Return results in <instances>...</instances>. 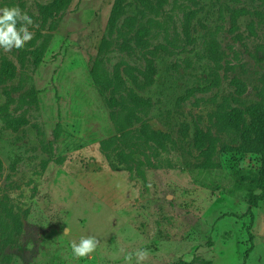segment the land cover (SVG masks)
<instances>
[{"label":"rangeland","instance_id":"obj_1","mask_svg":"<svg viewBox=\"0 0 264 264\" xmlns=\"http://www.w3.org/2000/svg\"><path fill=\"white\" fill-rule=\"evenodd\" d=\"M114 1L0 0L34 21L22 50H0V264H125L139 248L145 264H264V200L248 213L264 0H126L111 28ZM97 58L112 76L119 65L120 89L94 81ZM136 95L151 106L129 133L112 101ZM142 123L167 134L164 149ZM88 235L96 252L73 258Z\"/></svg>","mask_w":264,"mask_h":264},{"label":"trees","instance_id":"obj_2","mask_svg":"<svg viewBox=\"0 0 264 264\" xmlns=\"http://www.w3.org/2000/svg\"><path fill=\"white\" fill-rule=\"evenodd\" d=\"M63 8L67 7L72 0H61ZM125 2L126 0H115L112 8V14L110 17L109 24L111 25V28L116 27L118 19L121 17V15L124 12V7H125ZM190 29L189 26L187 25L186 27V35L189 36ZM110 43L108 39H104L102 42V45L100 47L99 53H102L103 48L105 49V46H107ZM148 63H151L152 60L150 58H146ZM119 65L115 68L113 76L110 75L109 72L106 71V69L103 66L102 59L97 58L94 61V65L92 68V76L93 79L96 83L102 85L103 87L107 88H113L114 90H118L123 86V78L119 72ZM130 101L126 98H114L112 101V107L115 109L117 106L122 105L123 109L120 110L119 112L115 113L116 111H113V117L114 118H121L122 119V127L126 129L129 133H132L133 129L131 126H133V119L137 116L136 110L137 108H144V107H149L151 106V101L149 99H144L139 96H133L131 103L132 107L129 105ZM251 115L256 116L257 113L252 110L248 109L247 110ZM253 131L261 132L264 134V116H263V122L260 124V126L253 125L251 128ZM139 133L141 138L143 139L144 142L148 144H154L155 146L159 148H165V143L167 141V134L163 131L156 130L154 129L150 124L147 123H142L139 127ZM103 144H106V142H103ZM206 162L205 166L210 165L212 163V157H213V152L211 149L206 152ZM255 185L257 188L261 190L259 194L253 193L251 195L250 203H249V209L248 213L251 215L252 221L254 220V212L253 208H256L259 206L260 201L264 200V150L262 153V166L261 170L259 172L258 177L255 180ZM235 216V215H234ZM250 243L251 246L246 250L244 259L246 260L247 257L249 256V253L253 249V236L251 234L250 237Z\"/></svg>","mask_w":264,"mask_h":264},{"label":"clouds","instance_id":"obj_3","mask_svg":"<svg viewBox=\"0 0 264 264\" xmlns=\"http://www.w3.org/2000/svg\"><path fill=\"white\" fill-rule=\"evenodd\" d=\"M31 26H34L32 17L19 6L0 9V50L4 53H10L13 49L22 50L33 39ZM64 232L67 234L70 229L66 228ZM99 245L100 240L94 235L82 236L78 242L70 241L72 256L77 260L91 256ZM149 256L146 248H139L125 252L123 259L125 264H133V261L134 264H145Z\"/></svg>","mask_w":264,"mask_h":264}]
</instances>
